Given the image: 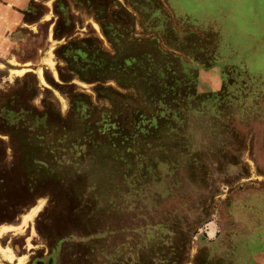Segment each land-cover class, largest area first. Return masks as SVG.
<instances>
[{
    "label": "rangeland",
    "instance_id": "1",
    "mask_svg": "<svg viewBox=\"0 0 264 264\" xmlns=\"http://www.w3.org/2000/svg\"><path fill=\"white\" fill-rule=\"evenodd\" d=\"M23 3L0 33V264H253L264 0Z\"/></svg>",
    "mask_w": 264,
    "mask_h": 264
},
{
    "label": "crops",
    "instance_id": "2",
    "mask_svg": "<svg viewBox=\"0 0 264 264\" xmlns=\"http://www.w3.org/2000/svg\"><path fill=\"white\" fill-rule=\"evenodd\" d=\"M0 0V33L11 29L13 25L20 21V13L14 10L17 7L24 5L26 0ZM19 3L21 6H19ZM264 246V244H263ZM253 264H264V247H260L259 255L255 256Z\"/></svg>",
    "mask_w": 264,
    "mask_h": 264
}]
</instances>
